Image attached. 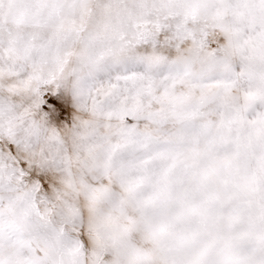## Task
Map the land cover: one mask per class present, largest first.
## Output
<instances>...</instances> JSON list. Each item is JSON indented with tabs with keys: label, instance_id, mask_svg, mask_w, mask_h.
Listing matches in <instances>:
<instances>
[{
	"label": "bare ground",
	"instance_id": "obj_1",
	"mask_svg": "<svg viewBox=\"0 0 264 264\" xmlns=\"http://www.w3.org/2000/svg\"><path fill=\"white\" fill-rule=\"evenodd\" d=\"M0 41V97L27 98L28 139L49 159L37 173L98 221L112 256L263 264L264 167L249 162L264 159V0H0ZM44 93H58L60 122ZM25 227L72 264L50 230ZM20 249L0 231V264H22Z\"/></svg>",
	"mask_w": 264,
	"mask_h": 264
},
{
	"label": "rangeland",
	"instance_id": "obj_2",
	"mask_svg": "<svg viewBox=\"0 0 264 264\" xmlns=\"http://www.w3.org/2000/svg\"><path fill=\"white\" fill-rule=\"evenodd\" d=\"M12 54L10 56L13 59ZM0 61L9 64L3 58H0ZM29 78L24 77L22 85L24 88L31 84L32 80ZM13 83L15 85L17 80ZM41 85H49V80H43L37 85V88L40 89ZM12 89V87L10 90L3 89V92L10 95ZM26 94L27 92L22 91L23 98ZM43 98H47V102L41 107L44 110H53L52 113L60 122L61 116L57 109L58 93L54 95V98L48 97L44 93L42 94ZM4 99L0 97V231L8 237L10 243L18 244L21 247L18 253L22 264H54L48 259L46 251L36 248L33 236L26 232L25 225L33 227L35 231L39 228L44 232L50 230L52 241L54 243L60 242V247L65 250V256L60 258L59 262L71 260L72 264H124L123 259L117 254L112 256V253L118 250L117 245H113L96 232L94 226H96L95 222L98 224V221L84 219L74 209L69 211L71 208L69 209L67 205H70V202H67L66 205L65 203L59 204V201L62 200L61 196L64 195V192L58 188L59 184L50 187L49 183L54 182L50 179L51 177L45 179L44 182L37 173L44 169L43 166L41 167L42 160L49 159L41 157L43 151L33 147L35 144L28 139L30 130L25 124V117L29 114L27 98L22 103L15 101L10 103ZM13 110L19 113L18 118L13 117V114H8ZM53 129L60 130L61 126L54 124ZM225 158L228 159V157ZM223 165L224 170L228 171V161H224ZM249 165L258 166L261 169L264 167V159L251 158ZM259 172L264 174L263 169ZM62 178L60 183L71 188L72 176H63ZM93 180L95 179L86 178L83 183L92 185ZM63 181L68 183L65 184ZM89 189L90 186H88L87 198L97 197L99 189L96 190L94 187L91 191ZM213 195L201 193L203 200L204 198L210 200ZM73 199L78 200V197L74 195ZM253 204L257 210L261 211L262 206L257 202ZM192 210L197 211L198 209ZM109 220L104 219L102 222L110 223ZM196 221L203 229L202 217H197ZM161 231L167 236L174 232L168 224L164 225ZM36 234L44 235L46 233H34V235ZM182 234L185 236L187 233L184 231ZM18 264L21 263L18 262Z\"/></svg>",
	"mask_w": 264,
	"mask_h": 264
}]
</instances>
